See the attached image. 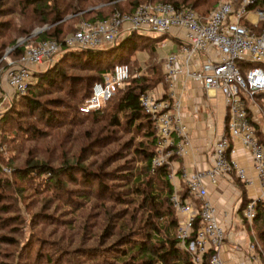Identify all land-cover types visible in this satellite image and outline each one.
<instances>
[{
    "label": "built area",
    "instance_id": "1",
    "mask_svg": "<svg viewBox=\"0 0 264 264\" xmlns=\"http://www.w3.org/2000/svg\"><path fill=\"white\" fill-rule=\"evenodd\" d=\"M254 2L218 0L206 16L168 2H147L131 13L115 11L105 19L80 21L61 42L28 44L14 62H8L4 69L0 67V107L11 94L25 92L34 66L50 62L53 55L68 48H100L132 31L169 36L174 46L161 55L162 78L158 85L139 93L137 101L152 121L156 137L150 168L165 165L166 178L173 186L169 201L176 217L177 246L189 252L191 264H202L209 250L207 264H225L220 255L225 226L207 196V185L224 178L233 185L236 180L243 187L255 188L239 212L242 227L249 230L250 238L244 245L247 259L258 258L251 224L255 204L259 202L264 210V27L257 29L264 22V9L253 7ZM158 45L163 46V42ZM101 74L77 106L81 113L98 108L112 94V88L128 78V66L117 62ZM187 83L200 88L207 99L220 92L225 114L220 132L210 142L208 164L180 171L185 192L181 196V188L173 181L171 162L174 156L188 153L190 147L188 127L182 119V93ZM207 118L212 120L210 112ZM236 144L248 156L249 167L234 155ZM231 247L239 249L240 245L236 241Z\"/></svg>",
    "mask_w": 264,
    "mask_h": 264
},
{
    "label": "rangeland",
    "instance_id": "2",
    "mask_svg": "<svg viewBox=\"0 0 264 264\" xmlns=\"http://www.w3.org/2000/svg\"><path fill=\"white\" fill-rule=\"evenodd\" d=\"M67 3L68 8L65 7ZM106 5L104 0H49L46 11L57 6L62 17L43 24L30 6H24L23 0H0L1 69L17 59L10 55L13 43L24 46L35 43L38 32L51 30L56 25L67 33L78 22L92 16L91 10ZM141 35L158 37L150 31ZM160 41L163 46L158 45ZM159 42L155 45L157 62L174 46L169 36ZM145 52L144 47L133 53L137 60L134 65H139L140 69L147 64ZM59 54L53 55L50 62L34 66L33 73L53 65ZM62 70L68 75L87 72L65 65ZM70 82L72 80L66 83ZM60 84L57 81L37 92L34 97L41 104L34 111L21 104L17 94H11L1 104L0 116L6 113L8 120L5 127L0 126V236L6 238L0 240V264H45L44 256L50 259L48 264H119L111 254L121 246V236L127 232L131 237L139 238L145 216L151 211L150 204L140 198L146 190L158 188V176L146 169L138 149L150 148L149 139L142 135V130L128 128L120 114L122 123L116 128L107 122L106 114L97 120H86L70 117L68 113L60 123V117L68 110L64 104L56 105L51 99L70 101L71 94L69 90H61ZM202 103L208 107L202 115L201 127H208L205 114L210 112L211 123L215 124L217 132L220 131L225 114L222 94L217 91ZM54 110L52 119L46 122L48 114ZM35 162L45 163L53 169L70 165L69 172L77 179L70 180L61 171L56 185L49 182L48 174L44 173L31 171L23 177L18 176L17 169L24 171ZM76 166H82L92 179L97 177V182L91 178L89 183L83 182L79 178L82 170ZM172 168L175 170L174 166ZM174 175L177 179L176 171ZM95 185L102 189L94 188ZM154 199L163 209L162 196ZM235 215L236 221L243 223L239 212ZM153 220L159 226V235L172 234V228L166 226V217ZM243 227L242 231L247 233L245 245L250 237L248 228ZM251 229L255 233L252 224ZM256 240L258 258L264 262V246Z\"/></svg>",
    "mask_w": 264,
    "mask_h": 264
},
{
    "label": "trees",
    "instance_id": "3",
    "mask_svg": "<svg viewBox=\"0 0 264 264\" xmlns=\"http://www.w3.org/2000/svg\"><path fill=\"white\" fill-rule=\"evenodd\" d=\"M24 6H30L31 10L37 13L43 24L51 23L52 21L60 20L62 17V12H59L56 7H51L48 11L47 2L49 0H23ZM108 5L100 7L97 10H91L89 18H84L90 22H94L99 19H105L110 17L115 11L121 13H131L137 6L147 3V2H168L174 7H189L195 13L200 16H206L208 12L213 8L218 0H104ZM69 7V4L65 6ZM253 7L264 9V0H255ZM82 20V21H83ZM72 27L67 33H63V29L57 25L52 27L51 30L41 31L35 35V39L38 41L43 40H54L55 42H61L65 36L72 33L75 28ZM264 27V22L258 24L257 29ZM163 39L160 37H146L135 31H132L125 37L116 40L111 45L100 46V48H68L59 54V59L53 65L47 68L38 69L32 74V79L21 95H18V101L26 106L31 111L36 110L41 104L40 100L35 99L34 96L41 89H46L57 81L61 82V90L70 91L69 99L57 101L56 98L51 99V101L56 102V105L64 104V107L68 110L66 114L60 117L59 122H63V118L70 114L75 118H83L89 120H97L100 116L104 114L107 116V122L112 127H118L122 122L128 125V128H136L142 130V135L149 139L150 148L143 146L139 147L140 153H142L143 159L146 162V169L151 170V174L160 177H156V185L158 188L156 190L148 189L142 194L140 201L149 203L151 211L145 216V220L142 223L143 231L139 232V238L131 237L127 232L123 233L120 239H123L119 243L121 246L117 247L116 252H112L111 257L116 260L119 264H191L189 252L184 249H180L177 246V240L175 237V225L176 217L174 216V208L169 201V196L172 191L173 186L171 182L166 178L168 169L165 165H160L150 168V161L152 156L155 154V133L152 125V121L148 116L141 110L140 105H138L137 97L139 93L152 87L154 84L158 83L162 78L161 72V62L162 59L158 58L156 61L155 45L159 40ZM33 44V43H32ZM12 49L10 55L13 58H18L23 52L25 46L20 43L12 44ZM146 48V67L140 69L139 65H134L136 57L133 55L135 50L140 48ZM135 61V62H134ZM117 62L126 63L128 66V78L120 85L112 88V94L104 100L98 108L88 111L86 113H81L78 110L77 105L81 103L90 94L91 84L101 79L102 72H109L112 65ZM62 65L79 69L82 71H87L85 74H65L62 70ZM134 65V66H133ZM69 84L66 82H69ZM68 86V89L66 87ZM59 100V99H58ZM50 112V111H49ZM56 112H50L46 118V122L52 119L53 114ZM58 112V111H57ZM6 114V113H5ZM0 116V126H4L8 120L7 115ZM120 114L122 122L119 121L118 115ZM69 117V119H70ZM54 122V121H53ZM5 127V126H4ZM78 169L82 170L80 172V179L83 182L89 183L91 177L88 176L89 173L85 171L82 166H76ZM72 167L70 165H62L53 169L49 165L42 162H35L26 166V169L22 171L17 169L18 176L23 177L26 173L34 171L35 173L48 174L47 180L51 183H59V173L60 171L65 174L67 178L77 179L73 175V172H69ZM78 171V170H77ZM91 178V179H90ZM94 182H97V177H95ZM234 182H237L234 180ZM240 188V204L238 210L242 205L249 200L244 194L242 185L238 182L236 183ZM100 187H103L100 183ZM96 189L99 188L97 185L94 186ZM155 189V188H154ZM144 189H141L143 192ZM153 190V191H152ZM181 196L185 195L184 189L180 191ZM162 196V200L165 201L164 208L161 209L156 204L159 201L155 200V197ZM1 200V195H0ZM139 201V202H140ZM0 207H2L0 205ZM149 208V209H150ZM166 217V226L172 228L171 235L161 236L159 235V226L154 218ZM168 218V219H167ZM141 226V227H142ZM253 228H255L256 238L264 246V210L259 202L255 204V217L252 222ZM168 231V230H167ZM138 232V231H137ZM0 240H6L4 236H0ZM210 254V250L204 254L202 264H207V258ZM45 257V264L50 263L48 257Z\"/></svg>",
    "mask_w": 264,
    "mask_h": 264
},
{
    "label": "crops",
    "instance_id": "4",
    "mask_svg": "<svg viewBox=\"0 0 264 264\" xmlns=\"http://www.w3.org/2000/svg\"><path fill=\"white\" fill-rule=\"evenodd\" d=\"M156 48V47H155ZM161 58V57H160ZM204 99H207L203 91L200 88L192 87L187 83L182 93L183 107H182V119L186 122L188 127V135L190 136V147L183 156H174L172 158V167H175L178 178L174 179V184L179 185V189L182 190L183 184L180 178V171L188 169L193 171L194 169L201 168L209 162V145L214 136L220 132L216 131L215 124H212L210 119L207 118L206 122L208 127L203 129L202 115L208 107L205 103H202ZM196 104V111L191 110L192 105ZM212 124V125H211ZM222 128V127H221ZM221 130V129H220ZM236 146L234 155L237 160L244 166L249 167V158L245 154L239 145ZM175 176V175H174ZM244 194L247 198L253 195L255 188L253 185L249 187H243ZM240 191L241 188L234 183H228L224 178H219L217 184L207 185V196L213 202L216 207L217 215L223 222L226 231V237L220 248V255L225 264H264L259 258L247 259L248 250L243 245L244 240L247 238V234L242 231V223H238L235 218V213L239 212L238 206L240 204ZM240 214V212H239ZM238 241L240 248L234 249L231 247L233 242Z\"/></svg>",
    "mask_w": 264,
    "mask_h": 264
}]
</instances>
